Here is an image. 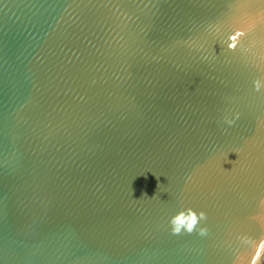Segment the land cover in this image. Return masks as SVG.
Listing matches in <instances>:
<instances>
[{
    "label": "water",
    "instance_id": "water-1",
    "mask_svg": "<svg viewBox=\"0 0 264 264\" xmlns=\"http://www.w3.org/2000/svg\"><path fill=\"white\" fill-rule=\"evenodd\" d=\"M256 80L264 0H0V264H264Z\"/></svg>",
    "mask_w": 264,
    "mask_h": 264
},
{
    "label": "clouds",
    "instance_id": "clouds-1",
    "mask_svg": "<svg viewBox=\"0 0 264 264\" xmlns=\"http://www.w3.org/2000/svg\"><path fill=\"white\" fill-rule=\"evenodd\" d=\"M253 87L256 91H259L260 89L264 88V82L256 80L253 82ZM224 123H226L228 126H231L234 121L225 119ZM206 219L207 217L205 213L200 212L197 214V212L193 211L191 208H188L172 216L169 220V225L173 235H182L185 233L192 234L193 232L197 231L200 223L202 221H206ZM198 234L201 236L207 235V228L199 227Z\"/></svg>",
    "mask_w": 264,
    "mask_h": 264
},
{
    "label": "snow or ice",
    "instance_id": "snow-or-ice-1",
    "mask_svg": "<svg viewBox=\"0 0 264 264\" xmlns=\"http://www.w3.org/2000/svg\"><path fill=\"white\" fill-rule=\"evenodd\" d=\"M238 35H240V33H237V34H236V36H238ZM236 36H233V37H232V40H235V39H236ZM230 47L235 48L236 45H235V44H231Z\"/></svg>",
    "mask_w": 264,
    "mask_h": 264
}]
</instances>
